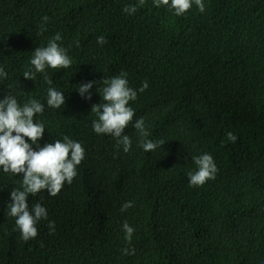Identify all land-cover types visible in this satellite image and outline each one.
Instances as JSON below:
<instances>
[{"label":"trees","instance_id":"1","mask_svg":"<svg viewBox=\"0 0 264 264\" xmlns=\"http://www.w3.org/2000/svg\"><path fill=\"white\" fill-rule=\"evenodd\" d=\"M203 3V13L193 0L177 16L154 0H0V99L44 104L34 117L45 127L41 147L68 136L85 150L56 196L29 195V208L41 204L47 219L27 241L7 210L22 174L0 168V264H264V0ZM57 33L71 66L25 79L33 52ZM121 72L137 92L127 152L93 131L104 85L93 84L91 100L77 91ZM49 87L65 97L59 109L46 103ZM141 118L146 137L133 127ZM141 140L163 144L145 152ZM205 153L215 177L191 186L193 157Z\"/></svg>","mask_w":264,"mask_h":264},{"label":"clouds","instance_id":"2","mask_svg":"<svg viewBox=\"0 0 264 264\" xmlns=\"http://www.w3.org/2000/svg\"><path fill=\"white\" fill-rule=\"evenodd\" d=\"M143 5L144 0H139ZM199 11H205L203 0H194ZM193 4V0H154V6L159 8L162 5L174 10L177 16L186 13ZM136 6H126L123 11L134 14ZM47 17L43 20L47 21ZM43 30V29H42ZM61 36L57 33L45 47H38L30 60L31 70L25 71V79L34 80L35 73H43L46 66L52 69L69 68L72 60L67 55L64 48L60 47L57 41ZM100 44L105 43V38H97ZM126 73L100 82H85L78 86V93L82 98L91 100V92L94 83H102V88H97L103 103L94 104L91 112L96 114L97 119L92 121L93 131L97 134H108L117 139L118 145H123L125 152L131 147L130 137L124 134L129 123L133 121L134 110L129 107V102L137 98V92L128 86ZM7 73L0 67V77H6ZM49 85L52 81L45 77ZM148 87L147 82H143L140 91L143 92ZM85 93H88L85 96ZM46 103L51 108L59 109L65 104V97L61 91L54 87H49L47 91ZM44 111V104L31 99L23 106L18 104L17 99L12 95H7L0 99V168L5 173L14 175L22 174L20 187L12 189L10 193L11 203L7 205L8 214L15 218L17 228L21 232V238L25 241L35 238L38 235L37 223L41 219H47L46 209L39 203L29 208V195H36L42 190H46L49 195L56 196L64 186L65 182L71 183L77 175L76 167L82 162L85 150L81 143L64 136L63 140H56L46 143L42 147L38 141L43 137L45 127L43 123L34 120L36 114ZM133 127L139 131L142 137L148 136L143 118L137 120ZM27 138V140L25 139ZM228 141L235 142L237 137L227 133ZM31 141L29 143L28 141ZM163 141L153 142L151 140H141L142 148L145 152L153 151ZM33 145L38 150L33 149ZM196 170L189 173V183L191 186H202L207 180L214 179L217 171L213 157L210 154H202L193 157ZM132 206L128 201L122 205V211ZM50 230H54V222L49 223ZM125 231V240L129 243L132 239L134 229L127 222L122 225ZM125 254H134V249L124 250Z\"/></svg>","mask_w":264,"mask_h":264}]
</instances>
